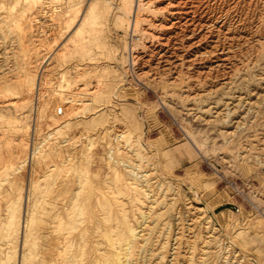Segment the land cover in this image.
<instances>
[{
    "label": "rangeland",
    "instance_id": "obj_1",
    "mask_svg": "<svg viewBox=\"0 0 264 264\" xmlns=\"http://www.w3.org/2000/svg\"><path fill=\"white\" fill-rule=\"evenodd\" d=\"M9 1H11V2H9ZM78 1H80V2H78ZM121 1L122 2L124 1L123 2L124 4L123 3L121 4ZM142 1L143 0H109V1L108 0H75V1L74 0H31V1H29V0H15V1L14 0H3V1L0 0V15L4 16V18H6L7 14H9L8 18H6V20L8 22V26L5 25V27H2V29H0L2 31V32L0 31V34L1 33L4 34V35H2V34L0 35V39L3 40L0 43H4L6 45L5 46L4 44H0V52L2 51L0 53L2 55L0 57V59L2 58L0 60L1 61L0 66H2V68L0 67V70L3 69L4 72L6 73V74L3 73V70H1L2 72L0 71V75L2 76L1 78H3L2 80H4L5 75L6 76L8 75L7 76L8 78H6L5 80H8L9 82L11 81L10 83H12V84H10V85L12 87H14L15 90L16 89L19 90V88L20 89L25 88L24 90H26V93H28L30 95V97H29L28 94H25V98H26V96H27V98H29V102L26 100L27 101L26 106L28 105L27 108L25 106L26 101L21 102V100L23 99L22 97L21 98H12L13 96L10 93L9 97L7 96V97L0 98V104L6 103V102L9 103L12 101L17 103V105L15 103L16 106L14 108H11L10 111L5 109V107L0 108V137H2V139L5 138L4 141L8 140L11 143V145H10V143L8 141H6L7 143L5 142V145H3L4 142L0 138V222H2L1 216L5 215V212H6L5 208L7 205H5V204L13 202L21 194L22 195L21 208L16 210V213L18 215L19 214L21 215V213L23 212V207H26L29 205L28 207L32 211L31 219L33 218L32 224L30 227L31 236L34 237L36 234L39 236L41 231H45V234H50L47 238V243H51L50 245H53V239L56 236L55 235L56 231L54 230V227H53L54 223H55L54 226H57V219L56 220L54 219L55 211L58 210V208L60 209L59 206L64 204V201L67 199V197L69 196L71 191H73L76 187H78V185L80 184L79 183L80 180H82V181L84 180L83 187H82V193L83 194H81V200H82L81 208L85 212V216H86L85 218H87V217L88 218L89 217L90 218H99L100 214H101L100 211H102L103 209L101 210L99 205H97V203L94 202L96 199L95 197H97V195H101L102 192L103 193L107 192L108 194L110 193L109 195L106 193L107 197L112 194V192H111L112 189H107L106 188L107 186L105 187V185H107V184H104L105 180L107 178L109 168L106 165V162L103 158L104 157L103 151L105 150V147L107 144H110L111 142L114 144L113 134L115 133L114 132L116 129L115 126L119 125L122 127L124 125L123 128H125V130H128L130 133V136H131L130 140H132L131 138H133V140L130 141L129 143H132V145H134V144L138 145V143H140L139 145H141V146H143V148H145L144 149L145 152L150 153V154L149 153L148 154H149V157L151 156L150 158H152L151 161L153 163L155 162V166L152 165V166H149V168L153 167L151 169V170H153L156 167L155 170H153L154 174L157 173L156 175L158 178H160L162 180L165 179L164 180L166 182L165 185L168 187L164 186L163 189L156 187L158 192L161 191L160 195L164 194L166 196V198L171 197V195H172L171 190H173L172 192H174L175 188H178L179 190L181 189L180 191L183 190V192L186 191V194H187L186 198H184L185 196L184 197L181 196L184 199L182 200V198H181L177 202V205H175L174 208L172 207V209L170 210L171 213H173V214L172 215H171V213L168 214V212H170V211H167L166 215H165L166 217L168 215L171 216V218L169 216L167 218L165 217V219H167V220L169 219V221L171 222V227H172V231H171V235H170V243H172L173 241H176V238H175L177 236L176 232H178L177 227L182 228V229H178V230H180V232L182 234H184L183 233L184 231L186 234V235L184 234L185 237L181 235L182 236L181 247H182V250H184L182 252H183V254L186 253L187 256L189 255L188 253H189V251H191L189 246L191 245L190 242H192L191 241L192 238L188 237V236L192 235V231H191L192 226H193L191 223L192 222V220H191L192 216H189L188 213H186V212H185L186 213L185 214L183 211L181 214H178V213H179L180 207L183 206L188 201V200H186L187 197L189 200L194 198L193 199L194 201L199 202L198 206L203 207L202 211L205 212V214L211 218V221L215 225L214 227L217 228L216 230H218L217 234L219 236L216 234V236H218L217 238L219 239L218 244H220L219 245L220 247H222V246L225 247V251L231 252V253L226 252L227 254L232 255L230 258L234 259L233 256H235V258L238 256V258L242 257V258H246V259H256L259 264H264V201H263L264 200L263 199L264 198V188H263L264 187L263 186L264 185V179H263L264 175L262 172L263 170H260L261 167H259L261 165H262V167H264L263 166L264 161L260 162L261 164L260 163L255 164V161L254 162L252 161L254 159L250 158L253 156V155H251L247 159V160H249V159L250 160L245 161V162L242 160L244 162L243 163L237 155L238 152H241L243 150L242 147H244V145L246 144L245 141H247L248 139H251L253 137V135L260 133L263 129L262 126L264 124V122H263V120H264V116H263L264 115V102H263L264 101V95H263L264 94V81L262 82L261 79L264 78L263 77L264 76V74H263L264 73V61L262 60V59H264L263 58L264 57V51L262 53H259L260 56L257 55L258 60L256 59V61H258V63H255V62H254V64L252 63L251 64L252 67L250 66L251 68H249L246 72H244V74H243V72L241 73L242 75L240 74L241 76L246 75L245 77H246L247 81L242 80V78H240L241 76H239V77L237 76L235 78L236 80L233 84V85H235V87L238 86L237 88L241 87L240 89L244 92H248V91L254 92V94H253L254 96H252V97H254L253 98L254 100L259 97V99H256V100H258L260 102V105H261L260 109L261 110H260V112L258 111L259 113L255 112L256 110L254 112L252 110L253 113L251 112V110H246V112L243 113V115H247L246 117L244 116V118L246 119V120L245 119L244 120L246 122H243L242 126H240V129H238V132L235 135V137L236 136L237 137L236 138L233 137L234 140L232 142L227 143V141L225 142V138L222 135H220L218 133V131H216L215 129L210 130L209 125H207L204 121L199 120V119L196 120V118L192 117L191 115L188 116L187 114L183 113V110L185 112V109H184L185 103L181 100L182 97L176 95L177 93H179V86L180 85L177 87H174L173 88L174 91H173L172 88L170 87L171 85L169 84L167 77H164V78L159 79V80L151 79V77H149V75H146L147 77L143 76L142 79L134 78V72L133 71L135 70L136 65L133 64V61H132L133 60L132 59L133 54L132 53H135L136 50L138 51L140 48H142V44H143V42L145 40V36H146L145 32L142 30L143 25L137 26V30L134 27L136 13L138 12V16H139L138 20L143 13L141 10V6L139 5L140 2L142 3ZM145 1H147V0H145ZM16 3H18V4H16ZM71 3H72V6L75 3L73 7L70 6ZM60 4L62 5V7L60 6ZM92 4H96L97 10L100 12V17H99L98 23L95 25L94 28L91 27L90 25H85V27L83 28L82 31H80L79 33H76L75 31H76L77 27H79L80 24L82 23L81 12L86 11L89 8V6ZM120 5H121V7H120ZM68 7H69V9H68ZM122 7H124V8H122ZM121 8H122V10H121ZM66 13H67V15H66ZM75 13H77L78 15L76 14L77 18L73 22L72 16L75 15ZM117 13H119V14H117ZM16 15L18 18L16 17ZM2 16H0V18H2ZM31 18H32V20H31ZM35 20H37V22ZM24 23L26 25H24ZM29 23L31 24L32 27L28 26V25H30ZM6 26L7 27L10 26L11 28H8L9 29L8 30L6 28ZM81 26H82V24H81ZM26 28H27V30H26ZM5 29L7 30L8 33L5 32ZM10 30L12 32H9ZM27 32H28V34H27ZM29 32H30V34H29ZM34 32H37V33H34ZM141 32H144V33H141ZM5 33H6V35L8 34V36H5ZM9 33H10V35L11 34L12 35L10 36ZM35 34H36V36H35ZM8 37H10L12 39V42H15V41H17V39L18 40L20 39L21 44L25 43V46H24V44L20 45V43L18 45L17 42H19V41L15 42L16 44L12 43L10 41L11 39H8ZM26 37H28V40H26L27 39ZM29 37L32 39L30 40ZM35 37H37V38H35ZM138 37H140V39H138ZM15 38H16V40H15ZM43 38H44V40H43ZM143 38H144V40H143ZM29 41H30V46L33 43L32 41H34V43L32 44L33 46L30 47L29 45L26 44V43L29 44ZM36 41H38V43H36ZM40 41H41V43H40ZM34 44L36 46H34ZM39 44L41 45V47ZM2 45L6 48H4ZM61 45H62V48H61ZM133 45H134V47H133ZM12 46L14 47V50H13ZM19 46H21V47L23 46L22 47L23 49H20ZM28 46L30 48L36 47V50H37L36 54L38 52H39V54H37V55L35 54V57H39V59L41 61H39L38 58H35L34 59L35 61L32 59V64H31V60H29L28 63L26 64L27 60L25 57L29 55V52H27L28 54L27 53L23 54L24 51L22 52V50H24V47H28ZM10 47L12 49H10ZM16 48L21 50V51L20 52H19V50L17 51ZM133 48H135V49H133ZM7 49H9V50H7ZM15 49L19 53L22 52V54L25 55V57L19 53H16ZM40 49H42V50H40ZM44 49H46V51ZM57 49H59V50H57ZM132 50H134V51H132ZM41 51H43V53ZM6 52H8L9 55L6 56V54H8ZM10 53H12V54H10ZM51 53H52V57H53L52 63L50 61L46 65V63H43V59L47 54L51 55ZM15 54H17V55H15ZM53 55L55 56V58ZM6 57L10 58V59H7ZM18 57L19 58L22 57V58L19 59ZM12 58H14L15 60H13ZM24 58H25V60H24ZM56 59H58L57 63H56ZM90 59H93V60H90ZM3 61L5 64L3 63ZM17 61L20 65L17 63ZM37 61H38V63H37ZM83 61H86V63L83 64ZM87 61H88V63H87ZM90 61H91V64H90ZM92 61H93V63H92ZM97 61H98V63H97ZM34 63L36 64V66H34L35 65ZM7 64H9V65H7ZM29 64H30V66H29ZM38 64L41 66H39ZM26 65H28V66H26ZM42 65H43V67H42ZM48 65H50V66H48ZM8 66H9V68L13 67L12 68L13 70H11V69L9 70ZM14 66H16V67H14ZM37 66L39 68L38 69L39 71L36 69ZM86 66H88V67L90 66V67L88 68ZM27 67H29L30 71L28 70ZM31 67H33V69H31ZM49 67H51V68H49ZM78 67L80 69H78ZM23 68H24V70H23ZM48 68H49V70H48ZM54 68H56V69L54 70ZM26 69H27V71L25 72ZM255 69H256V71H255ZM35 70H37V71L35 72ZM33 71H34V74H32ZM8 72H10V74ZM22 73H24V74L26 73V74L24 75ZM29 73H30V75H29ZM56 73H58V74H56ZM82 73H83V75H82ZM256 73H258L257 77L255 76ZM15 74L19 77H17ZM37 74H38V76H37ZM78 78L80 80H78ZM258 78L260 79V81ZM19 79H21V80H19ZM249 79H251V80H249ZM152 80H154L153 82L155 84L152 82ZM254 80H256V81H254ZM262 80H264V79H262ZM16 81L17 82L20 81V84H19V82H18V84H15ZM28 81H30V82L28 83ZM147 81H151V83H148ZM33 82H35V83L33 84ZM161 82L165 83V85L162 84ZM167 82H168V84H167ZM90 83H92V85ZM156 83H157V85H156ZM151 84H154V85H151ZM158 84H160V85H158ZM45 85H46V87H45ZM59 85H60V87H59ZM80 85H82V86H80ZM162 86L163 87L166 86L165 89ZM226 87L229 88L227 85L223 86V89H220V91H223V93L219 91V93H215L216 96L214 95V97H213V94H212V97H211V95L204 96L203 98H206L205 99L206 101H204V99H203V103L205 104L207 102L209 103V102H213L216 100L217 101L221 100L223 98V94L225 93V91L227 90L226 92H228L230 90V88L227 89ZM84 88H85V90H84ZM90 88H91V90H93L95 88V94L93 96L95 101L93 102V107L96 106L97 109H100L103 107V109L105 111L102 112V110H103L102 109L101 111H99L101 114L99 112H98L99 114L94 113V111L97 110L95 108L96 110L95 109L92 111L90 110L94 114L93 113L88 114V112H89L88 111L87 115L85 117H82L81 113H83V112L78 113L77 111L79 110L78 108H81L83 106L85 101L90 99V98H88L90 96H87L84 94V92L87 93V90H89ZM169 89H171L170 90L171 93L174 92L176 96L174 95V93L172 95H171V93L169 94V92H170ZM75 90L77 92H75ZM32 92H34V93L32 94ZM72 93L74 95H72ZM259 93H260V95H259ZM41 94H43V95H41ZM39 95H40V97H39ZM163 95H165V96L168 95V96L165 97ZM170 95H171V97H170ZM54 96H55V98H54ZM217 96L219 99L217 98ZM220 96H221V99H220ZM37 97H39V99H38L39 112L33 116L31 114L29 116V109L28 108L31 107V104L34 105L36 103L37 100H35V99ZM32 98H33V103L30 102V100L32 101ZM162 98H163V101H162ZM173 98H175L176 100ZM209 98L210 99L212 98V99L209 100ZM215 98H216V100H215ZM70 100H72V101L74 100L73 101L74 103L71 102ZM167 100H170V101H167ZM65 101H70V103H68V102L65 103ZM75 101H77V102H75ZM166 101L169 103H167ZM97 102H98V104H97ZM107 102L110 103L109 104L110 107L107 106L108 105ZM199 102L201 103V105L203 104L202 101H199ZM199 102H197L198 105H200ZM52 103L55 104V107H54V104L52 105ZM81 103H83V104H81ZM69 104H71V105H69ZM72 104H73V106H72ZM165 104H168V105H165ZM29 105H30V107H29ZM51 105L54 108V110L56 109V111L53 110ZM58 105L60 107H62V109H60V107ZM180 105L182 107H180ZM111 106H114V107H111ZM174 106H175V109H174ZM176 107H178V108H176ZM24 108L26 109V111L22 110ZM3 109H4V111H6L5 113H4ZM64 109H65V112H64ZM66 109H67V111H66ZM69 109H70V111H69ZM169 109H171V111ZM176 109H178V110H176ZM180 109H181V111H180ZM12 110H13V112H12ZM109 110H110V112H109ZM22 111H23V113H22ZM49 111H51V112H49ZM247 111H248V113H247ZM53 112H55V113H53ZM12 113H13V115H11ZM16 113H17V115H16ZM25 113H28V114H26V116L28 115L30 118L28 116H27L28 118H26ZM63 113H65L66 115L62 116ZM23 114H24V116H23ZM70 114L72 116L74 115L73 119H72V116ZM53 115H54V118H53ZM89 115H91V116H89ZM252 115H255V116L257 115V119L255 120L256 117L252 118ZM49 116H52V117H49ZM115 116L117 118L114 121L113 118H115ZM90 117H92V118H90ZM100 117H101V119H100ZM65 118H66V122L64 120ZM262 118H263V120H262ZM24 119H26V120H24ZM91 119H93V120H91ZM14 120L18 121V123H19L18 126H14ZM54 120H57V121H54ZM76 120H77V122H76ZM84 120L85 121L87 120L86 123ZM90 120H91V122H90ZM88 121H89V123H88ZM117 121H119V122H117ZM198 121L199 122L202 121L204 124L202 122H200L201 123L200 124ZM54 122H56V123H54ZM78 122H80V123H78ZM83 122H84V124H83ZM63 123H65V124L67 123V125L64 127H60L62 125H65ZM260 123H263V124H260ZM74 124H75V126H74ZM76 124H78V125H76ZM85 124L87 125V127L83 126ZM96 124H97V127H95ZM258 124H260L262 126H260ZM98 126L100 129L98 128ZM243 126H245V127H243ZM248 126H250L251 128L249 129ZM257 126H259L260 129L261 128L262 129L260 130L259 127H257ZM66 127H68V128H66ZM83 127L86 128V131H85V129H82ZM130 127H131V129H130ZM52 128H53V132H56L57 128H61L63 131L64 139L71 138V136L74 139H72L71 142L68 143V145L66 144L67 143L66 142L64 144L62 143L63 146H60V144L58 143L59 142L58 140H62V141L64 140L61 137L62 131L60 133L59 132L61 130L60 129L55 134H53L52 136H49L50 133H53ZM64 128H66L69 133ZM97 128H98V130H97ZM91 129H93L94 131ZM254 130H256V133ZM99 131L103 132V134L105 131L107 133H105V135H102L103 137L104 136L105 137L100 138L97 141L96 146L95 147L93 146L92 150H90V148H87V147L91 146L90 145L92 143L91 138H93V136H96L97 133H99ZM111 133H113V134H111ZM44 134L46 135V137ZM91 134H92V137H91ZM107 135H109V137ZM135 135H138V136L140 135L139 136L140 139L138 140L137 139L138 136H135ZM42 136L44 137V139ZM50 137L52 139H50ZM54 137H55V140H53ZM78 137H79V140H78ZM9 138H11V139H9ZM40 138H42L43 141L45 140L46 146L48 145L47 143L49 142V148L51 149V150L48 149L50 152H49L48 156L45 157L44 160H41V161L39 160L40 163L41 162L42 163L40 164L39 161H37L33 164H28V166H25L20 171H15L14 169H12L13 171L9 170L6 173L5 168L9 164L17 165V164H19L18 162H20L24 158H26V156H28V154L31 151L33 152L32 147L36 146L39 143V141L40 142L42 141V139L39 140ZM47 139H49V140L47 141ZM21 140L26 141V143L29 142V146L26 145L27 147H25V148L22 146H19L18 143H22V142H20ZM103 140H105V141L103 142ZM109 140H111V142ZM136 140L140 141V142H135ZM133 141H134V144H133ZM33 142H35L36 144ZM8 143H9V145H8ZM52 143L54 144V146L56 145V143H58V145H56L54 147L52 145ZM105 143H107V144H105ZM226 143H227V145H226ZM231 144H233V145H231ZM241 145H243V146H241ZM126 147L129 148L128 145H126ZM234 148H235V150H234ZM61 149H63V150H61ZM87 149L89 151H91L92 155L89 156L90 158L88 156L86 157L87 153L85 151L88 152ZM53 150H54V152H53ZM253 151H254V149L252 151H249V152H253ZM70 152H71V154L73 153L72 156H71ZM132 152H133V149L129 154L130 155L132 154V156H133V154L136 152H133V153ZM255 152L256 151H254V154H255ZM262 152L264 153V151H261L260 153H262ZM76 153H78V154H76ZM83 153H84V155H83ZM256 154H257V152H256ZM73 156H74V158H73ZM263 156L264 155H262V157ZM70 157H71V159H68ZM77 157H78V159H77ZM133 157L138 158V156L136 154ZM87 158H88V160H86ZM19 159H21V160H19ZM52 161H54V162H52ZM62 161L64 162V164ZM250 161L252 163H249ZM57 162H58V164H57ZM75 163H77V164H75ZM239 163H240V165H239ZM37 164H39V165H37ZM54 164H56L57 167L54 166ZM89 164H90V169L92 172L88 174V173H86V171H87L86 169L89 166ZM241 164H242V167H241ZM33 165H34V167H33ZM237 165H239V167ZM252 165H254L255 168L257 167L258 169L257 168L254 169V167ZM38 166H40V167H38ZM68 166H70L71 169ZM235 166H237L238 168ZM248 166H250L249 167L250 169L248 168ZM50 167L51 168L53 167L52 170L54 169V167H55V169L53 171H51ZM68 168H69V170H68ZM240 168H242V170ZM243 168H245V169H243ZM48 169H50V170H48ZM38 170H39V172H38ZM243 170H245V171H243ZM256 170H258V171H256ZM2 171H5V172H2ZM155 171H156V173H155ZM241 171H242V173H241ZM247 171H248V173H247ZM47 172H48V174H47ZM51 172H54V174H51ZM62 172H64V173H62ZM81 172L83 173L84 178L82 177ZM259 172H262V173H259ZM60 173H62V175L63 174L64 175L61 176ZM255 173H258V175ZM56 174H57V176H56ZM245 174L247 175V177ZM3 175H5V176H3ZM97 175H98V177H97ZM156 175H154V176H156ZM39 176H42V178L40 179ZM157 177H155V178H157ZM43 178L46 182L42 180ZM60 178H62L64 180H62ZM251 178H253V179H251ZM248 180H249V182H248ZM54 181H55V183H54ZM63 181H64V183H63ZM76 181L78 184L76 183ZM49 182H51V183H49ZM53 183H54V185H52ZM171 183L173 184L174 189H173V186H171L172 185ZM86 184H89V185H86ZM45 185L47 188H45ZM54 186H55V189H54ZM261 186H263V187H261ZM169 187L170 188L172 187L171 190ZM36 188H38V189H36ZM258 188L259 189L262 188V189H260L262 192ZM49 189H52V191ZM83 189H84V191H83ZM85 189H86V191H85ZM105 189H106V192H105ZM48 190H49V193L52 195H50L48 193ZM109 190H110V192H109ZM39 192H40V194H39ZM41 192H42V194H41ZM162 192H163V194H161ZM2 193H4V195ZM66 193H68V194H66ZM116 193H118V192H116ZM165 193L166 194L168 193L169 195L168 194L166 195ZM43 194H45V195H43ZM190 196L191 197L193 196V198H191ZM261 196H263V197H261ZM28 197L29 198L31 197V199H29L30 202L27 205V198ZM111 198L112 197H109V199H111ZM86 199H87V201H86ZM162 199H164V198H162ZM258 200H260L261 202L259 203ZM43 201H45V202H43ZM113 201L115 202V200H113ZM183 201H186V202L184 203ZM85 202H87V203H85ZM34 203H36V205ZM49 203H51V204L52 203H55V204L59 203L60 205L54 207V206L50 205ZM45 205H47V206H45ZM85 205H86V208H85ZM94 207L96 208V210ZM221 210H224V211L228 210V211L225 212L224 214L218 216L217 213ZM42 211H43V213H42ZM34 213H35V215H34ZM180 215L182 218V221H181L182 224L181 223L179 224V222L176 220L177 219L176 216L180 217ZM197 216L200 217V214ZM5 217H6V215H5ZM173 217H174V219H173ZM51 221H52V223H51ZM200 221L198 223V226H196V227H197V231L201 232V233H198L199 237L197 238V242L198 243L200 242V244H198V245H199V247L201 246L200 247V249H201L203 247L202 243L205 240L204 236L206 235L205 231H203V230H205V227L207 226V224H206V222H203V221H205L204 219L203 220L201 219ZM37 222H38V224H37ZM106 223L107 222L105 221L104 226H106L107 224L109 225V223H107V224ZM48 224H49V227H48ZM219 225H221V226H219ZM14 227H16V228H14ZM43 227H45L44 230H43ZM203 227H204V229H203ZM1 228L2 227H0V246L6 242L4 240H6L8 237L7 231L4 230V228H2L3 229L2 230ZM105 228H107V226ZM13 229H15V230H13ZM13 229H12V231H15V232L12 235H15L17 233L16 229H17V231H19L20 227L18 230L17 225H14ZM199 229H200V231H199ZM186 230H189V232ZM1 231H3V232H1ZM37 232H39V233H37ZM202 232H203V234H202ZM110 234L112 236V233L109 231L108 235L110 236ZM201 234L203 236H201ZM4 237H5V239H3ZM173 237L175 240L172 239ZM202 237L204 239H202ZM184 240H187L186 241L187 245L186 244L184 245ZM40 241H41V239L40 240L38 239L39 243H40ZM173 243H175V242H173ZM38 248H39V245L36 244L35 254H37V252L39 251ZM186 250H188V253ZM199 252L200 251H198V253ZM236 254H238V255L236 256ZM35 258H34L33 263L39 264L38 258H36V259ZM13 260H14V257H13ZM243 261H245V259ZM188 263L185 262L184 264H188ZM99 264H101V263L99 262ZM181 264H183V263H181Z\"/></svg>",
    "mask_w": 264,
    "mask_h": 264
},
{
    "label": "bare ground",
    "instance_id": "obj_2",
    "mask_svg": "<svg viewBox=\"0 0 264 264\" xmlns=\"http://www.w3.org/2000/svg\"><path fill=\"white\" fill-rule=\"evenodd\" d=\"M29 1H31V0H29ZM9 2H11V1H9ZM78 2H80V1H78ZM123 2L121 1V4ZM72 3L70 5L71 7H73L76 2L73 4V6H72ZM16 4H18V3H16ZM139 5L141 6V10H142L143 13L140 16L139 20H138V17H139L138 16V12L136 13L134 27L137 30V26H142L143 25L144 28L142 27V30L145 32L146 36H145V40L143 38L144 42L142 44V48H140L138 51L136 50L135 53H132L133 54L132 55V59H133L132 61H133V64L136 65V68L133 71L134 72V78L142 79L143 76L147 77L146 75H149V77H151V79L159 80V79H162L164 77H167L168 78L167 80H168L169 84L171 85L170 87L172 88V90H173L174 87H177V86L180 85L179 86V93H177L176 95L182 97L181 100L185 103L184 104L185 112L183 110V113L187 114L188 116L191 115L192 117L196 118V120L199 119V120L204 121L207 125H209V129L210 130L211 129H215L216 131H218V133L225 138V142L226 141H227V143L228 142H232L234 140L233 137H235V135L237 134L238 129H240V126H242L243 122H246L245 121L246 119L244 118V116L246 117L247 115H243V113L246 112V110H251V112H252V110H253V112L256 110L255 112L259 113L260 110H261L260 109V107H261L260 102L258 100H256V99H259L258 96L260 95V93L257 96L258 98H256L254 100L253 99L254 97H252V96H254L253 95L254 92H249V91L248 92H244V91H242L240 89L241 87L237 88L238 86L235 87V85H233V84H234V82L236 80L235 78L237 76L238 77L241 76L242 72L244 74V72H246L249 68L252 67V65H251L252 63L253 64H254V62L258 63V61H256V59L258 57L257 55L260 56L259 53H262L264 51L263 50L264 49V0H147V1L143 0L142 3L140 2ZM60 6L62 7L61 4H60ZM120 7H121V5H120ZM122 8H124V7H122ZM122 8H121V10H122ZM68 9H69V7H68ZM76 14L77 13H75V15L72 16V21L73 22L77 18L78 14L77 15ZM117 14H119V13H117ZM8 15L9 14H7V17L6 16L5 17L8 18ZM66 15H67V13H66ZM0 16H2V15H0ZM81 16H82V23H81L82 26L80 24V26L77 27V29L75 31L76 33H79L80 31H82L83 28L85 27V25H90L91 27L94 28L95 25L98 23V20H99V17H100V12L97 10L96 4H92V5L89 6V8L86 11H82L81 12ZM16 17H17V15H16ZM6 18H4V16H2V18H0V29H2V27H5V25L8 26V22H7ZM31 20H32V18H31ZM35 21L37 22V20H35ZM24 25H26V24L24 23ZM7 26H6L7 29L11 28L10 26L9 27H7ZM28 26L30 27L31 24L28 25ZM11 30L9 32H12ZM26 30H27V28H26ZM5 32H7L6 29H5ZM144 32H141V33H144ZM34 33H37V32H34ZM27 34H28V32H27ZM29 34H30V32H29ZM2 35H4V34H2ZM9 35H10V33H9ZM5 36H8V34L6 35V33H5ZM35 36H36V34H35ZM26 38L25 39L28 40V37H26ZM35 38H37V37H35ZM8 39H11V38L8 37ZM31 39L32 38H30V40ZM138 39H140V37H138ZM15 40H16V38H15ZM43 40H44V38H43ZM1 41H3V40L0 39V42ZM10 41L12 42V39ZM17 41H19V42H17ZM17 41H15V42H17L18 45L20 43V45L24 44V46H25V43L21 44V40L20 39L19 40L17 39ZM15 42H12V43L16 44ZM32 42L34 43V41H32ZM36 43H38V41H36ZM40 43H41V41H40ZM0 44H4V43H0ZM26 44L30 46V41H29V44L28 43H26ZM32 44H31V46H33ZM29 46L28 47H24V50H22V52L24 51L23 54H26L27 52H29V55L26 56V57H25V55L22 54V52L19 53L21 50L16 48L17 51L19 50V52H17L16 49H15V51H16V53H19V54H21L22 56H24L26 58V60H27L26 64L28 63L29 60H31V64H32V59L34 60L35 58H38V60L41 61L39 59V57H35V54H36V51H37L36 47L35 48L34 47L30 48L31 46L30 47ZM34 46H36V45L34 44ZM19 47H20V49H23L22 48L23 46L22 47L19 46ZM40 47H41V45H40ZM133 47H134V45H133ZM4 48H6V47H4ZM61 48H62V45H61ZM10 49H12V48L10 47ZM42 49H40V50H42ZM133 49H135V48H133ZM7 50H9V49H7ZM13 50H14V47H13ZM44 50L46 51V49H44ZM57 50H59V49H57ZM132 51H134V50H132ZM41 52L43 53V51H41ZM6 53H8V52H6ZM10 54H12V53H10ZM37 54H39V52ZM7 55H9V53L6 54V56ZM15 55H17V54H15ZM1 56L2 55L0 54V57ZM20 58H22V57H20ZM25 58H24V60H25ZM52 58H53L52 57V53H51V55L47 54L44 57V59H43V63H46V65L50 61L52 63ZM54 58H55V56H54ZM7 59H10V58H7ZM12 59L15 60L14 58H12ZM57 60L58 59H56V63H57ZM90 60H93V59H90ZM262 60L264 61V59H262ZM0 63H1V61H0ZM3 63H4V61H3ZM17 63H18V61H17ZM37 63H38V61H37ZM84 63H86V61H83V64ZM87 63H88V61H87ZM92 63H93V61H92ZM97 63H98V61H97ZM90 64H91V61H90ZM7 65H9V64H7ZM50 65H48V66H50ZM26 66H28V65H26ZM29 66H30V64H29ZM34 66H36V64ZM39 66H41V65H39ZM0 67L2 68V66H0ZM14 67H16V66H14ZM42 67H43V65H42ZM86 67H88V66H86ZM8 68H9V66H8ZM12 68H9V70L10 69L13 70ZM27 68L29 70V67H27ZM49 68H51V67H49ZM49 68H48V70H49ZM31 69H33V67H31ZM36 69L37 70L39 69L38 66H37ZM55 69L56 68H54V70ZM78 69H80V68L78 67ZM1 70H3V69H1ZM23 70H24V68H23ZM37 70H35V72ZM26 71H27V69L25 70V72ZM255 71H256V69H255ZM10 72H8V73L10 74ZM3 73H5L4 70H3ZM30 73H29V75H30ZM22 74H24V73H22ZM32 74H34V71H33ZM56 74H58V73H56ZM257 74L258 73H256V75H255L256 77H257ZM82 75H83V73H82ZM7 76L5 75L4 80H2L3 78H1L2 76L0 75V79H1L0 80V98L7 97V96L9 97V95L11 93L12 96H13L12 98H21L22 97L23 99L22 100L20 99L21 102L26 101V100L29 102V98H27V96L25 98V94H28V93H26V90H24L25 88L24 89H20L19 88V90L18 89L15 90L14 87H12L10 85V84H12V83H10L11 81L9 82L8 80H5L6 78H8ZM37 76H38V74H37ZM245 76L246 75L241 76L240 78H242V80H246ZM17 77H19V76H17ZM262 79H264V78H262ZM262 79H261V81L263 82L264 80H262ZM19 80H21V79H19ZM78 80H80V79L78 78ZM154 80H152V82ZM249 80H251V79H249ZM256 80H254V81H256ZM259 81H260V79H259ZM18 82L20 84V81H18ZM18 82L16 81L15 84H18ZM29 82L30 81H28V83ZM147 82L151 83V81H147ZM168 82H167V84H168ZM34 83L35 82H33V84ZM92 83H90V84L92 85ZM154 84H151V85H154ZM162 84L165 85V83H162ZM156 85H157V83H156ZM158 85H160V84H158ZM226 85L230 88V90L228 92H226L227 90L225 91V93L223 94V98L222 99H221V96H220L221 100L217 101L216 98H215L216 101L212 100L213 102H209V103L207 102L205 104L203 103V99H204V101H206L205 100L206 98H203L204 96L211 95V97H212V94H213V97H214V95L216 96L215 93H219L220 89H223V86H226ZM80 86H82V85H80ZM45 87H46V85H45ZM59 87H60V85H59ZM165 87H163V88L165 89ZM229 88H227V89H229ZM84 90H85V88H84ZM170 90L171 89H169V91ZM75 92H77V91L75 90ZM220 92L223 93V91H220ZM33 93L34 92H32V94ZM170 93H171V91L169 92V94ZM173 93H171V95ZM84 94L87 95V96H90V97H88L90 99H88V100L86 99L87 101H85L84 104L81 103V104H83V106L81 108L77 107L79 110L78 111L76 110L78 113L79 112H83V113H81L82 117H85L87 115L88 111H89L88 112V114H89V113H93L91 111L94 110L95 108L97 109L96 106L93 107V102L95 101L94 98H93V96L95 94V88L93 90H91V88H90L89 90H87V93L84 92ZM41 95H43V94H41ZM72 95H74V94L72 93ZM171 95H170V97H171ZM174 95H175V93H174ZM28 96L30 97L29 94H28ZM163 96H165V95H163ZM167 96H165V97H167ZM39 97H40V95H39ZM39 97H37L35 99L37 101H36V103L34 105L31 104V107L29 105V107H30V108H28L29 109V116H30V114L33 116V115H35L36 113L39 112V105H38ZM54 98H55V96H54ZM217 98H218V96H217ZM173 99H175V98H173ZM211 99L209 98V100H211ZM170 100H167V101H170ZM27 101L25 102V106L27 104ZM70 101L73 102L74 100L73 101L70 100ZM70 101H65V103H67V102L70 103ZM162 101H163V98H162ZM199 101H202L203 104L201 105V103ZM30 102L33 103V98H32V101L30 100ZM75 102H77V101H75ZM197 102H199L200 105H198ZM15 103L16 102H14V101L9 102V103L8 102L2 103V104H0V108H4L5 107V109L10 111L11 108H14L17 105V103H16V105H15ZM54 103H52V105ZM167 103H169V102H167ZM97 104H98V102H97ZM107 104H108L107 106L110 107V105H109L110 103L107 102ZM52 105H51V107H52ZM69 105H71V104H69ZM165 105H168V104H165ZM72 106H73V104H72ZM27 107H28V105L26 106V108ZM54 107H55V104H54ZM111 107H114V106H111ZM180 107H182V106L180 105ZM176 108H178V107H176ZM60 109H62V107H60ZM102 109H103V107L100 108V109H97L96 111H94V113H98ZM174 109H175V106H174ZM22 110L26 111L25 108L22 109ZM53 110H54V108H53ZM169 110L171 111V109H169ZM176 110H178V109H176ZM3 111H4V109H3ZM54 111H56V109ZM66 111H67V109H66ZM69 111H70V109H69ZM103 111H105V110L103 109L102 112ZM180 111H181V109H180ZM5 112L6 111H4V113ZM12 112H13V110H12ZM49 112H51V111H49ZM64 112H65V109H64ZM109 112H110V110H109ZM17 113H16V115H17ZM22 113H23V111H22ZM53 113H55V112H53ZM247 113H248V111H247ZM26 114H28V113H25V116H26ZM63 114H62V116L66 115L65 113H63ZM11 115H13V113ZM54 115H53V118H54ZM23 116H24V114H23ZM27 116H26V118L29 117V116L28 117ZM89 116H91V115H89ZM49 117H52V116H49ZM73 117H74V115L72 116V119H73ZM101 117H100V119H101ZM254 117H256L255 118V120H256L257 119V115L256 116L252 115V118H254ZM90 118H92V117H90ZM116 118H117L116 116H115V118H113L114 121H115ZM15 120H14V126H18L19 123H18V121H15ZM24 120H26V119H24ZM57 120H54V121H57ZM64 120L66 122V118ZM91 120H93V119H91ZM91 120H90V122H91ZM262 120H263V118H262ZM86 121H85V123H86ZM202 121H200V122H202ZM76 122H77V120H76ZM117 122H119V121H117ZM263 122H264V120H263ZM54 123H56V122H54ZM78 123H80V122H78ZM88 123H89V121H88ZM63 124H65V123H63ZM83 124H84V122H83ZM260 124H263V123H260ZM260 124H258V125H260ZM66 125H67V123L65 125L60 126V127H64ZM76 125H78V124H76ZM74 126H75V124H74ZM83 126L87 127L86 124L83 125ZM123 126L121 127L119 125L118 126L116 125L115 126L116 129L114 131L115 133L114 134L111 133V134H113V139H114L113 142H114V144L111 142V140H109L111 142L110 144L105 143L107 145L105 147V150L103 151L104 152V154H103L104 157L103 158H104V160L106 162V165L108 166L109 170H108L107 178L105 177L106 180L104 179L105 180L104 184H107V185H105V187L107 186L106 187L107 189H112L111 190L112 194L107 197L108 193L106 192V189H105V192L107 194L102 192L101 195H97V197L94 196L96 198L94 202H96L97 205H99L101 210L103 209L102 211H100V213H101L100 217L99 218H90V217L89 218L88 217L85 218L86 217L85 216V212L81 208V205H82L81 194H83L82 193V187H83L84 180L83 181L80 180V182H79L80 184L78 185V187H76L73 191H71V193L69 194L67 199L64 201V204L59 206L60 209L58 208V210L55 211L54 219L55 220L57 219V226H54L55 225V223H54L53 227H54V230L56 231L55 232L56 236L53 239V245H50L51 243H47V238H48V236L50 234H45V231H41L39 236L37 234L34 237L31 236L30 227H31L33 218L31 219L32 211L28 207L29 206L28 203L30 202L29 199H31V197L27 198V205L28 206L23 207V212L21 213V215L20 214L18 215L16 213V210L21 208L22 195L20 194L13 202L5 204V205H7L6 208H5L6 209L5 210L6 211L5 212L6 217H5V215L1 216V221L2 222H0V227L4 228V230L7 231V236L8 237H7L6 240H4L6 242L3 243L0 246V264H32L35 257L38 258L39 264H99V262L101 264H181V263L184 264L185 262H187V263L189 262L188 264H259L256 259H246V258H242V257H241L242 259L238 258L237 255L239 253L236 254V256H237L236 258H235V256H233L235 260L230 258L232 255L231 254H227V253H231V252L225 251V247H223V246L220 247L219 246L220 244H218L219 239L217 237L219 235L217 234V231H218V230H216L217 228L214 227L215 225L211 221V218L208 215H206L205 212L202 211L203 207H199L198 206L199 202L193 200L194 199L193 196L192 197L190 196L191 198H193V199H190V200L187 197L186 200H188V201L187 202L183 201L184 203L185 202L186 203L184 205L182 204L183 206L180 207V210L178 209L179 210L178 214H181L182 211H183L184 213L185 212L188 213L189 216H192V219H191L192 220L191 223L193 225L192 229H191L192 235L188 236V237L192 238V240L190 239L192 241V242H190L191 245L189 244L190 245L189 247H190L191 251H189V253H188V250H186L189 255L188 256L186 255V253H185L186 251L184 252L185 254H183V252H182L184 250H182V247H181V244H182L181 239H182V236H184L185 231L183 230L184 234H182L180 232V230H178V229H182V228L177 227L178 228L177 229L178 232H176L177 233V236L175 237L176 241H173V242H175V243L172 242L173 244L170 243V235H171L172 227H171V222L169 221V219L168 220L165 219V217H166L165 215H166L167 211H170L172 209V207L174 208L175 205H177V202L182 197L185 196L184 198H186V196H187L186 191L185 192H183V190L180 191L181 189L179 190L178 188L174 189V186L171 183L172 184L171 186H173V189H174V192H172L173 191V190H171L172 187L171 188L169 187L170 190H171V193H172V195L170 194L171 197L166 198V196L163 194V192L161 193L163 195H160L161 191L158 192L156 187L157 188L159 187V188L163 189V187L166 186L165 185L166 182L164 181L165 179L162 180V179L158 178L157 175H156L157 174L156 171H155L156 174H154L153 170H155L156 167L153 170H151L153 167L149 168V166H152V165L155 166V162L153 163L151 161L152 158H150L151 156L149 157L150 153L148 152L149 153L148 154L147 152H145V150H144L145 148H143V146L139 145L140 143H138V145L134 144V141H133L134 145H132V143H129L130 141L133 140V138H131L132 140H130V137H131L130 133H129L128 130H125V128H123ZM260 126H262V125H260ZM84 127L82 129H85V131H86V128H84ZM95 127H97V124L95 125ZM243 127H245V126H243ZM248 127H249V129L251 128L250 126H248ZM257 127H259V126H257ZM66 128H68V127H66ZM66 128H64V129H66ZM98 128H99V126H98ZM98 128H97V130H98ZM262 128H261L262 131L260 133H257L255 135H253V137L250 135L252 138L248 139V140L246 139L247 140V141H245L246 144L244 145V147H242L243 150L241 149L242 151L237 153V155L241 159V161L242 160L244 162L245 161H249L250 159L249 160H247V159L251 155L254 156V157L252 156L250 158L254 159V160H252V159L251 160L253 162L255 161V164H259L260 162L264 161V159H263L264 156L262 157V155H264V153L263 152L260 153L261 151H264V124H263ZM60 129L61 128H57V131L60 130ZM130 129H131V127H130ZM259 129H260V127H259ZM91 130H93V129H91ZM61 131H62V129L59 132L61 133ZM66 131H67V129H66ZM254 131L256 133V130H254ZM52 132H53V128H52ZM56 132L50 133L49 136H52ZM105 133H107V132L105 131L104 134H103V132L99 131V133H97L96 136H93V138H91L92 139V141H91L92 143L90 142L91 146L90 147L88 146L87 148H90V150H92V147L96 146L97 141L100 138H102L103 137L102 135H105ZM107 136L109 137V135H107ZM135 136H138V135H135ZM139 136H138V138L136 137L138 140L140 139ZM45 137H46V135H45ZM61 137L64 139L63 131H62V136ZM91 137H92V134H91ZM0 138L2 139V137H0ZM4 139H2L3 142H4L3 145H5V142L8 141V140L4 141ZM9 139H11V138H9ZM41 139L42 138H40L39 140H41ZM43 139H44V137H43ZM43 139H42V141H43ZM50 139H52V138L50 137ZM72 139H74V138H72V136H71V138L64 139L63 141L62 140H58L59 141L58 143L60 144V146H63V144L67 142L66 144L68 145V143H70ZM48 140L49 139H47V141ZM53 140H55V137L53 138ZM78 140H79V137H78ZM42 141L41 142L39 141V143L36 146H33L32 147L33 152L29 151L30 153L28 154V156H26V158H24L22 161L18 162L19 164H17V165L9 164L5 168L6 173L9 170L13 171L12 169H14L15 171H20L25 166H28V164H33V163H35V162H37L39 160L40 161L44 160L45 157L48 156V154L50 152L48 149H50V148H49V142L47 143L48 145L46 146L45 145V140L43 142ZM104 141L105 140H103V142ZM20 142H22V143H18L19 146H22L24 148L27 147L26 145L29 146V142L26 143V141H23V140H21ZM35 142H33V143H35ZM135 142H140V141L136 140ZM9 143H8V145H9ZM58 143H56V145H58ZM227 143H226V145H227ZM10 145H11V143H10ZM52 145L54 146L53 143H52ZM126 145H128L129 148H127ZM231 145H233V144H231ZM241 146H243V145H241ZM132 149H133V152H136V153L133 154V156L136 154L138 156V158H134L132 156V154L131 155L129 154L132 151ZM253 149H254V151L257 152V154H256V152L254 154V151L253 152H249V151H252ZM54 150H53V152H54ZM61 150H63V149H61ZM234 150H235V148H234ZM85 152L87 153L86 157L87 156L89 157L90 155H92L91 151H89V150H88V152L87 151H85ZM70 154H71V152H70ZM72 154H71V156H72ZM76 154H78V153H76ZM83 155H84V153H83ZM73 158H74V156H73ZM68 159H71V157L68 158ZM77 159H78V157H77ZM19 160H21V159H19ZM86 160H88V158ZM40 161H39V163H40ZM52 162H54V161H52ZM240 163H239V165H240ZM249 163H252V162L250 161ZM57 164H58V162H57ZM63 164H64V162H63ZM75 164H77V163H75ZM37 165H39V164H37ZM239 165H237V166L239 167ZM54 166H56V164H54ZM237 166H235V167H237ZM252 166L254 167V165H252ZM33 167H34V165H33ZM38 167H40V166H38ZM68 167H70V166H68ZM241 167H242V164H241ZM249 167L250 166H248V168ZM259 167H261L260 170H263L262 172H263V175H264V167H262V165L259 166ZM52 168H51V171H53L55 169V167H54L53 170H52ZM256 168L254 167V169H256ZM70 169H71V167H70ZM240 169L242 170V168H240ZM243 169H245V168H243ZM48 170H50V169H48ZM68 170H69V168H68ZM86 170H87L86 173H88V174L92 172L91 169H90V164H89V166L87 167ZM5 171H2V172H5ZM243 171H245V170H243ZM256 171H258V170H256ZM38 172H39V170H38ZM262 172H259V173H262ZM62 173H64V172H62ZM62 173H60L61 176L64 175V174L62 175ZM241 173H242V171H241ZM247 173H248V171H247ZM47 174H48V172H47ZM51 174H54V172H51ZM255 174L258 175V173H255ZM154 175H156V176H154ZM3 176H5V175H3ZM56 176H57V174H56ZM82 177H83V173H82ZM97 177H98V175H97ZM155 177H157V178H155ZM246 177H247V175H246ZM39 178L41 179L42 176H39ZM62 178H60V179H62ZM253 178H251V179H253ZM42 180L45 181L44 178ZM62 180H64V179H62ZM77 181H76V183H77ZM248 182H249V180H248ZM49 183H51V182H49ZM54 183H55V181H54ZM54 183L52 185H54ZM63 183H64V181H63ZM86 185H89V184H86ZM263 186H261V187H263ZM166 187H168V186H166ZM45 188H47L46 185H45ZM36 189H38V188H36ZM54 189H55V186H54ZM260 189H262V188H260ZM49 190L52 191V189H49ZM49 190H48V193H49ZM83 191H84V189H83ZM85 191H86V189H85ZM109 192H110V190H109ZM116 192H118V193H116ZM2 194L4 195V193H2ZM39 194H40V192H39ZM41 194H42V192H41ZM66 194H68V193H66ZM43 195H45V194H43ZM50 195H52V194H50ZM109 197H112V198L109 199ZM261 197H263V196H261ZM162 198H164V199H162ZM184 198H182V200ZM113 200H115V202ZM86 201H87V199H86ZM258 201H259V203L261 202L260 200H258ZM43 202H45V201H43ZM85 203H87V202H85ZM34 204L36 205V203H34ZM49 204L54 206V207L60 205L59 203H56V204L55 203H52V204L49 203ZM45 206H47V205H45ZM85 208H86V205H85ZM95 210H96V208H95ZM227 211L221 210V211H219L217 213V215L218 216L222 215V214H224ZM42 213H43V211H42ZM169 213H171V211L168 212V214ZM172 214L173 213H171V215ZM199 214H200V217L197 216ZM34 215H35V213H34ZM177 216H176V218H177L176 220L180 224L181 221H182L181 215H180V217H177ZM169 217L171 218V216H169ZM173 219H174V217H173ZM201 219L202 220L204 219L205 221H203V222H206V224H207V226L205 227V230H203V231H205L207 236L206 235L204 236L205 237V240H204L205 242L203 241V243H204V244L202 243L203 247L200 249L201 246L199 247V245H198V244H200V242L199 243L197 242V238L199 237L198 233H201V232L197 231V227L196 226H198V223H199V221ZM105 221L107 223H109V225L106 223L107 224L106 225L107 228H105L106 226H104L105 225ZM51 223H52V221H51ZM37 224H38V222H37ZM14 225H17L18 230H19V227H20V230L17 231V229H16L17 233L15 235H12L15 232V231H12ZM219 226H221V225H219ZM48 227H49V224H48ZM14 228H16V227H14ZM44 229H45V227H43V230ZM203 229H204V227H203ZM13 230H15V229H13ZM109 231L112 233V236H111V234H110V236L108 235ZM186 231L189 232V230H186ZM199 231H200V229H199ZM1 232H3V231H1ZM37 233H39V232H37ZM202 234H203V232H202ZM202 234H201V236H203ZM216 234L218 236H216ZM3 239H5V237ZM38 239L39 240L41 239L40 243L38 242ZM172 239H174V237ZM202 239H204V238L202 237ZM187 240H184V245L186 244ZM36 244L39 245V248H38L39 251L37 252V254H35V246H36ZM198 251H200L201 253L200 252L198 253ZM13 257H14V260H13ZM244 259H245V261H243Z\"/></svg>",
    "mask_w": 264,
    "mask_h": 264
}]
</instances>
